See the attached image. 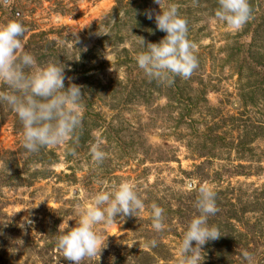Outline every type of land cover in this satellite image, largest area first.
<instances>
[{
	"label": "rangeland",
	"instance_id": "obj_1",
	"mask_svg": "<svg viewBox=\"0 0 264 264\" xmlns=\"http://www.w3.org/2000/svg\"><path fill=\"white\" fill-rule=\"evenodd\" d=\"M248 3L249 20L232 31L215 19L216 0H162V9L175 4L186 21L198 65L190 77L162 84L134 59L141 37L165 35L156 29L154 0H0V23L25 26L23 50L36 66L57 62L65 88L76 84L82 96L74 136L35 153L22 148V125L0 104V212L7 216L0 215V264H71L48 247V230L55 221L56 232L73 226L74 207L122 181L145 207L97 225L102 248L82 264H177L202 183L216 194L208 223L220 236L201 246L200 264H264V0ZM97 142L100 165L89 151ZM152 203L164 210L159 233ZM25 217L31 223L22 228Z\"/></svg>",
	"mask_w": 264,
	"mask_h": 264
},
{
	"label": "clouds",
	"instance_id": "obj_2",
	"mask_svg": "<svg viewBox=\"0 0 264 264\" xmlns=\"http://www.w3.org/2000/svg\"><path fill=\"white\" fill-rule=\"evenodd\" d=\"M160 11L155 14L156 29L165 33L158 42L136 41L140 51L134 59L137 67L150 80L171 84L173 78H188L197 68L195 45L187 38L186 21L179 15L175 4L161 7L162 0H154ZM214 17L232 31H238L249 20L251 9L248 0H216ZM153 19L152 14H146ZM25 26L17 20L0 23V104H6L22 125L21 146L28 153L42 147L62 145L74 136L80 127L81 117L77 110L82 96L80 86H64V67L55 61L36 66L34 56L23 50L22 38ZM75 36V33H71ZM98 34H106L102 31ZM77 42V41H76ZM91 160L100 165L105 152L100 143L90 146ZM69 154L75 155L69 150ZM192 207L194 213L186 221L182 239L177 250V264H200L197 253L209 240L220 235L208 220L218 211L216 194L207 184H200ZM143 199L135 186L128 182L113 183L96 191L90 202L77 205L68 223L57 230L55 247L71 264H82L99 255L100 237L97 225L111 224L129 214L136 216L144 209ZM151 226L159 233L164 230V210L155 203L150 205ZM31 223L27 217L20 224ZM135 242V241H134ZM133 242V243H134ZM195 242V243H193ZM132 243V244H133ZM156 240L149 241L151 247ZM132 244L128 246L131 247ZM243 261L250 260V253L241 249Z\"/></svg>",
	"mask_w": 264,
	"mask_h": 264
},
{
	"label": "trees",
	"instance_id": "obj_3",
	"mask_svg": "<svg viewBox=\"0 0 264 264\" xmlns=\"http://www.w3.org/2000/svg\"><path fill=\"white\" fill-rule=\"evenodd\" d=\"M179 211V210H178ZM0 215H3V216H5L6 218H7V216L5 215V214H2V212H0ZM12 222H9L8 224H7V228H6V231H8V232H11V231H13L15 228L13 227V220H11ZM48 224V223H47ZM54 226L53 227H51L50 229L51 230H48V236H49V238H48V240H50V243H51V245H49L48 247H54L55 246V237H56V235H57V232H56V225H57V221H55L54 223ZM49 226H47V228H48ZM2 230V228L0 227V232H2L1 231ZM0 240H2V239H0ZM48 250V249H47Z\"/></svg>",
	"mask_w": 264,
	"mask_h": 264
}]
</instances>
